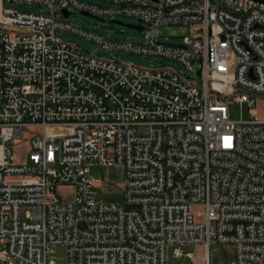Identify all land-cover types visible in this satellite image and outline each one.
<instances>
[{"label": "built area", "instance_id": "2783aa9c", "mask_svg": "<svg viewBox=\"0 0 264 264\" xmlns=\"http://www.w3.org/2000/svg\"><path fill=\"white\" fill-rule=\"evenodd\" d=\"M104 1L0 0V264H56L57 246L68 264H167L188 245L214 264L215 244L235 246L232 264H264V3ZM64 10L135 18L145 41L76 27ZM169 25L189 28L181 45L158 41ZM59 31L184 70L97 57ZM237 103L250 118L232 119ZM30 126L42 135L17 163ZM95 164L125 168L126 204L98 200Z\"/></svg>", "mask_w": 264, "mask_h": 264}, {"label": "rangeland", "instance_id": "374dc122", "mask_svg": "<svg viewBox=\"0 0 264 264\" xmlns=\"http://www.w3.org/2000/svg\"><path fill=\"white\" fill-rule=\"evenodd\" d=\"M98 6H108L104 0H81ZM5 7H15L19 11L40 13L44 8L39 5H18L13 6L6 2ZM70 22L76 27L83 28L90 32H96L106 36L108 39L116 40L118 42H144L145 31H137L128 28L124 25L110 23L112 20H117L125 25H137L138 21L135 18L118 16L115 18L104 19L105 22L83 15L81 12H74L70 10ZM59 18H64L60 15ZM60 38L81 49L95 55L109 60H123L137 66L156 69L164 65L179 72L183 71V66L175 61L165 57H144L137 54H129L125 52H104L94 41L73 34L68 31H59ZM190 35V30L186 26L169 25L163 26L160 29L159 42L181 45L184 37ZM255 109V108H254ZM256 110V109H255ZM254 110L243 104H234L231 106V117L234 120H246L250 118ZM24 139L17 142L12 147L14 160L17 163H25L31 149V141L36 136L42 135V128L38 126H30L24 130ZM56 132H69V129H57ZM91 175L94 179L99 181L97 188L98 200L108 204H126L125 197V168L120 165L115 166H100L93 165ZM61 201L63 203H71L74 200V193L72 188L61 189ZM132 206L127 205L128 210H132ZM199 211V208L194 209ZM175 247H170L167 252V264H199L202 259L203 248L197 245H188L182 248L183 256L175 257ZM187 254H193L192 257H187ZM211 257L214 264H232L236 261V248L232 244H215L211 247ZM50 259L54 260L56 264H68V252L63 246H57L50 254Z\"/></svg>", "mask_w": 264, "mask_h": 264}, {"label": "water", "instance_id": "95a60500", "mask_svg": "<svg viewBox=\"0 0 264 264\" xmlns=\"http://www.w3.org/2000/svg\"><path fill=\"white\" fill-rule=\"evenodd\" d=\"M259 1H260L261 3H264V0H259ZM63 13H64V16H65L66 19H68V18L72 15V14H71L70 12H68L67 10H64ZM82 14L85 15V16L92 17V18H94V19L100 20V21H102V22H105L104 19L99 18V17H96V16H93V15H91V14H88V13H82ZM110 23H115V24H119V25H124V26H126V27H128V28L135 29V30L140 31V32L144 30V27L142 26V24H141L140 21H138V24H137V25H125V24H123L122 22L117 21V20H112V21H110Z\"/></svg>", "mask_w": 264, "mask_h": 264}]
</instances>
